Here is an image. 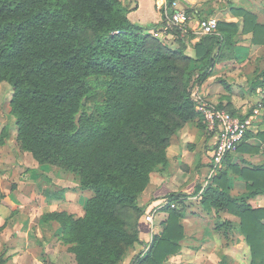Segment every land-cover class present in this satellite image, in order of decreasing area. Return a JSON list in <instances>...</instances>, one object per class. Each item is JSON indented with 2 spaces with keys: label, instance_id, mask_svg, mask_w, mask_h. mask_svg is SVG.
Wrapping results in <instances>:
<instances>
[{
  "label": "trees",
  "instance_id": "1",
  "mask_svg": "<svg viewBox=\"0 0 264 264\" xmlns=\"http://www.w3.org/2000/svg\"><path fill=\"white\" fill-rule=\"evenodd\" d=\"M128 12L120 0H0V81L13 89L17 140L39 163L77 173L80 188L93 193L81 216L63 210L42 215L44 222L60 225L75 264H119L127 247L145 246L138 229L145 210L139 195L152 172L168 167L172 134L198 116L194 85L229 57L239 31L237 22L217 21L218 34L200 36L189 56L185 50L192 35L168 30L176 47L155 36L165 23L163 14L159 23L140 24ZM240 12L241 30L252 31L254 44L264 43V24L249 11ZM263 81L256 78L251 88ZM258 136L264 142V130ZM236 170L246 181L245 192L233 194L226 172L217 171L199 200L206 210L238 216L249 264H264V207L249 202L264 194V163ZM199 190L200 185L194 193ZM50 196L62 197V192ZM166 198L161 232L128 264H162L181 249L187 195L170 192ZM121 206L136 213L133 231L118 220ZM228 225L233 224L217 226Z\"/></svg>",
  "mask_w": 264,
  "mask_h": 264
},
{
  "label": "crops",
  "instance_id": "2",
  "mask_svg": "<svg viewBox=\"0 0 264 264\" xmlns=\"http://www.w3.org/2000/svg\"><path fill=\"white\" fill-rule=\"evenodd\" d=\"M120 1L128 7V18L131 21L140 24L161 22V13L156 8L154 0ZM176 2L178 7L185 9L190 16L189 28L195 27L200 19L207 20L209 17H215L217 21H234L238 23L239 31L233 37V50L228 57L230 60L226 62L230 63V66L235 64L241 67L231 70V73H229L226 70L228 66L223 65L224 62L219 64L217 62L210 75L201 84L194 85L192 97L194 99L199 96L209 104L224 108L240 117L250 116L254 106L261 101L263 107L260 113L252 118V123L247 130L248 137L243 139L240 147L233 151L234 153L231 152L234 155L233 157H236L231 162L241 160L247 166L249 164L264 163V142L258 136V133L264 130V88L262 87L263 84L258 85L254 90L251 88L256 78H264V74H262L264 66L258 71V76L254 74L255 78L250 81L249 88L253 90L252 94L242 93L244 92L243 87L239 92L236 85L238 82L234 80V77L236 79L240 76L247 77V74L252 72V70L245 71V68L247 66L251 67L250 61L259 60L257 57H260L261 54L258 52L264 48V43L254 44L252 42V31L243 32L241 30L243 16L240 8L251 12L255 22L264 24V0H229L230 4L228 0H176ZM190 29L187 37L192 36L188 38L185 52L189 56H194L192 43L202 35H197ZM216 33L218 34L217 31ZM155 36L165 43L169 40L176 41L174 37L170 39V35L163 31L162 24L156 30ZM255 68L256 66H252L251 69L255 70ZM224 76L230 79L233 77V80L227 79L225 81L226 77ZM239 81L243 84V80ZM231 82L232 84H230ZM249 88L246 87V89ZM184 123L185 125L182 127L179 136H176L175 140L170 142L166 148L168 170L154 171L150 174V182L143 195L144 199L146 198L149 202L145 200L142 205L147 206L146 212L152 206H156V209L153 212L152 224L147 223L143 216L140 219V239L146 244L151 236L153 240V237L161 232L168 216L165 209L166 204H163L165 200L167 201L166 195L170 192L184 193L187 198L183 201L181 207L183 212V216L180 217L183 227V237L179 241L181 249L168 255L162 264H249V246L244 240L245 236L236 227L239 222L238 216L222 210L217 211L214 208L206 210L199 200L201 191L206 184L195 183V181L206 175V173L210 174L212 170L211 162H206V160L210 158V150L214 147L215 135L208 131L206 123L199 113L198 116ZM197 161L199 162L197 163ZM198 164L200 166L197 168ZM215 172L217 171L215 170L213 174ZM209 176L208 178L212 175ZM191 178L193 179L190 182ZM198 185H200V190L198 193H194ZM228 185L231 189H235L236 192L231 190L233 194L246 191L245 183L237 178L229 181ZM191 196L198 200L199 205L195 204L194 208H191V201L188 199ZM252 201L257 204H252ZM249 202L254 207L264 206V194L249 199ZM161 203L162 206L160 207ZM222 213H225L226 216L221 215ZM223 221H236L237 223L231 222L233 225L221 226L218 229L217 225ZM151 225L153 228L152 233H150ZM142 248L143 246L139 245L133 249V253L135 254Z\"/></svg>",
  "mask_w": 264,
  "mask_h": 264
},
{
  "label": "rangeland",
  "instance_id": "3",
  "mask_svg": "<svg viewBox=\"0 0 264 264\" xmlns=\"http://www.w3.org/2000/svg\"><path fill=\"white\" fill-rule=\"evenodd\" d=\"M228 3L230 4L229 0ZM199 21L204 22L205 19H200ZM169 38L171 39L172 36L170 35ZM166 44L174 47L178 45V42L169 40ZM258 53L261 54L260 57H257L259 60L254 59V62L250 61L249 64L251 67L247 66L245 68V71L248 72L252 70V72L247 74V77L240 76L238 79L234 77V80L238 82L236 85L239 92L243 87L244 92L242 93L252 94L253 90L249 88L250 81L255 78L253 75L257 74L264 66V48L260 49ZM227 54V56H230V52ZM229 60V58L221 60L218 64L224 62L223 65L228 66L226 70L229 73H231V70H236L241 67L235 64L230 66V63L226 62ZM239 64L241 65L242 63ZM252 66H256L255 70L251 69ZM224 77H226L224 79L225 81H227V79L230 81L233 80V77L231 79L227 76ZM239 80H243V84ZM230 84H232V82ZM246 87L249 89H246ZM262 87L264 88V81ZM12 93V86L8 82L1 80L0 264H75L76 260L74 253L69 250V245L65 244L61 239L60 225L54 221L44 222L42 220V215L50 211L63 210L72 214L74 217L81 216L84 213L86 200L91 197L93 193L90 190H83L80 188L77 173L64 170L53 164L39 163L28 151L22 149L17 140V130L14 123L15 115L11 112L10 100ZM184 125L185 123L172 134L168 145L175 140L176 136H179ZM233 153L225 155L220 165L217 166L215 170L226 172L227 183L237 178L245 183L246 188V181L237 173L236 168L248 166L241 160L235 161V164H233L231 160L236 158L233 157ZM198 162L199 161H197V163ZM206 162H211V158H208ZM229 165H231V168ZM199 166L200 164L197 165V168ZM181 169L184 170L182 167ZM165 170L167 171L168 167ZM208 176L209 174L206 173L203 177H199L195 183L206 184L207 180L209 181L210 179ZM192 179L193 178L190 179V182ZM145 188L139 195V206H143L142 202L146 200L143 196ZM231 190L232 192H236L234 188ZM60 192H62V197L54 198L50 196L51 193L60 194ZM261 195L262 194L259 193L257 197ZM188 199L191 201V208L196 206L195 204H198V200H196L195 197L191 196ZM146 202L149 201L146 200ZM252 204L257 203L252 201ZM143 207L145 209L147 208V206ZM145 213L146 211L144 210L138 219V229L139 221ZM135 214V211L128 206H121L118 208V220L128 231H133ZM230 214L234 215L232 213ZM221 215L226 216L225 213ZM230 222L237 223L236 221ZM121 246H124V244H121ZM138 246L139 245L127 247L125 257L119 264L129 263L131 258L139 252L133 253V249Z\"/></svg>",
  "mask_w": 264,
  "mask_h": 264
},
{
  "label": "built area",
  "instance_id": "4",
  "mask_svg": "<svg viewBox=\"0 0 264 264\" xmlns=\"http://www.w3.org/2000/svg\"><path fill=\"white\" fill-rule=\"evenodd\" d=\"M154 4L165 17V23L162 25L163 31L172 37V33L170 31L168 32V30H173L174 28L179 29L180 33L183 35H187L190 28V30L197 35H206L216 33L217 31V19L215 17H209L204 22H198L195 27L189 28L188 21L190 16L185 9L178 7L176 0H172L171 2L168 0H154ZM194 99L196 101V110L205 121L208 131L215 135L214 147L210 151L212 170L209 175L211 176L224 156L235 151L237 146L242 142L246 131L252 123V118L260 113L263 106L262 102L259 101L252 109L250 116L240 117L224 108L209 104L199 96H196ZM167 203L168 201L165 200L163 204L165 205ZM159 206L161 207L162 203ZM170 206L174 207L175 203L171 202ZM155 207L156 206L150 207L149 210L143 214L144 220L149 224L153 223V212L156 209ZM152 232L153 228L151 225L150 233ZM151 241L152 236L142 248L143 251L148 250Z\"/></svg>",
  "mask_w": 264,
  "mask_h": 264
}]
</instances>
